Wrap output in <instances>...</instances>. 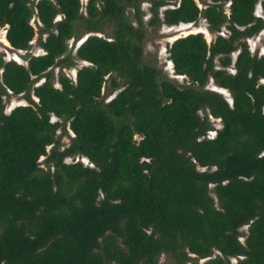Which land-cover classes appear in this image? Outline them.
<instances>
[{
	"label": "trees",
	"instance_id": "obj_1",
	"mask_svg": "<svg viewBox=\"0 0 264 264\" xmlns=\"http://www.w3.org/2000/svg\"><path fill=\"white\" fill-rule=\"evenodd\" d=\"M208 1L148 0V25L203 18L217 32L168 45L187 81L177 84L143 58L138 0H86L85 15L80 0H0L9 47L29 48L35 15L42 50L25 64L0 55V264H264V53L245 42L264 27V0ZM79 21L84 33L110 24L112 36L87 35L72 53ZM74 59L85 62L74 80L54 76ZM108 77L119 90L104 101ZM8 94L27 103L4 112ZM208 115L221 123L212 137ZM74 155L89 165L64 161Z\"/></svg>",
	"mask_w": 264,
	"mask_h": 264
},
{
	"label": "rangeland",
	"instance_id": "obj_2",
	"mask_svg": "<svg viewBox=\"0 0 264 264\" xmlns=\"http://www.w3.org/2000/svg\"><path fill=\"white\" fill-rule=\"evenodd\" d=\"M208 0H196V4L199 8H203V3H208ZM81 7H80V12L81 14L85 15V9L84 5L86 3V0H80ZM138 16L141 17L142 19V25L144 28V38L142 40V55L143 58L146 62L154 65L157 69L160 70L161 75L164 78H167L171 80L174 83L177 84H182V83H187L186 79L183 78L182 75H176L173 73L172 70V64L167 58V47L168 45L172 42L173 39L183 36L187 33L191 32H200L205 39V41L208 43L211 41L215 34L217 32H210L207 28V23L203 18H199L194 24H175V25H164V24H159L156 26H151L147 24V20L150 17V12L148 10L149 7V2L148 0H138ZM164 7H161L159 9V12L164 9ZM224 12H228V7L227 3L224 4L223 6ZM127 16L133 23V25H136L135 18L133 17L134 9L132 7H128L125 10ZM254 14L261 16L264 21V15L261 12V8L259 3L255 5L254 8ZM56 18H59L57 16ZM31 25L33 26L35 33L33 38L30 41L29 48L27 50H14L9 47L8 43L6 42L4 38V32H5V27L6 26H1L0 27V55L6 60L8 59H13L18 63L25 64V55L27 54H39L42 52L41 48L38 45V35L39 32L37 31L38 26L40 25L39 22L36 19V16L33 15V17L30 20ZM101 31L99 32H88L84 33L82 31V26L80 21L75 24V34L78 36V39L73 40V38H70L67 41V47L71 49L72 53L74 52L73 45H77L84 37L90 34H97L100 36H105V37H111L112 36V25L110 24H103L100 27ZM224 29L221 28L220 32L221 34H224ZM44 36V35H43ZM246 45L248 47V50L250 53H257V54H263L264 53V27L255 35L250 36L245 39ZM237 51H234L230 54L232 60L235 56ZM74 64L68 67H61L59 68L58 66H55L52 68L54 76L56 77L58 74L62 73L71 80H74L75 77V71L76 68L84 64V61H80L77 59H74ZM215 64L217 65V61H215ZM230 71H233L231 67L227 68ZM112 76L114 74H111ZM109 77L105 80L103 87L101 89V97L103 98L104 101L109 100L119 88L116 90H111L109 87ZM55 81V79H54ZM121 87V86H120ZM206 88L216 90L220 92L227 100H230L229 94L225 89H222L220 87L215 86L214 82L212 79H209V81L206 84ZM3 102H4V112H8L13 106L18 105V104H26L27 102L21 97V95H13V94H8L3 96ZM200 115H202V112H198ZM209 121L213 126V130L207 131L206 136L207 137H212L215 133V129H218L221 126V123L218 118H213L208 115ZM61 121L60 118H56L53 115L50 116V121ZM57 134L60 135V148L66 147L73 136L71 131L68 129L67 123L65 124V130H61V128L57 129ZM138 136H135V139H138ZM49 146L46 148L48 150ZM43 159V156H41L38 160L41 161ZM65 162H72V161H81L83 164L89 165L87 160L84 157H80L79 155H74L73 157H67L64 159ZM40 165L42 166L41 162ZM198 168V167H197ZM200 169V168H198ZM246 225L242 226L239 228V231L241 233V236L239 237V240L242 242L243 241V234L246 231ZM217 254V251H213L211 256H214ZM190 257L189 259L185 262V264H192V262L195 261V257L192 254H188ZM206 258H201L198 259V263H201L205 260ZM229 261L231 264L236 263V258L235 257H229ZM158 262L160 264H176L173 259L168 255V254H161L158 257Z\"/></svg>",
	"mask_w": 264,
	"mask_h": 264
},
{
	"label": "water",
	"instance_id": "obj_3",
	"mask_svg": "<svg viewBox=\"0 0 264 264\" xmlns=\"http://www.w3.org/2000/svg\"><path fill=\"white\" fill-rule=\"evenodd\" d=\"M84 38H85V37H84ZM84 38H83V39H84ZM83 39H82V40H83ZM80 42H81V41H80ZM84 64H85V62H84Z\"/></svg>",
	"mask_w": 264,
	"mask_h": 264
}]
</instances>
